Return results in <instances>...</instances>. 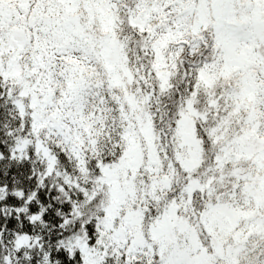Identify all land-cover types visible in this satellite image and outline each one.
I'll use <instances>...</instances> for the list:
<instances>
[{"label": "snow or ice", "instance_id": "snow-or-ice-1", "mask_svg": "<svg viewBox=\"0 0 264 264\" xmlns=\"http://www.w3.org/2000/svg\"><path fill=\"white\" fill-rule=\"evenodd\" d=\"M0 264H264V0H0Z\"/></svg>", "mask_w": 264, "mask_h": 264}]
</instances>
